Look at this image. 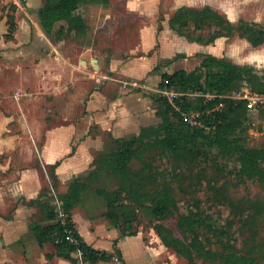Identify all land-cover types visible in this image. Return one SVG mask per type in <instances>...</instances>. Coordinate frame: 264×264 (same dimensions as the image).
Returning a JSON list of instances; mask_svg holds the SVG:
<instances>
[{
  "label": "rangeland",
  "instance_id": "rangeland-1",
  "mask_svg": "<svg viewBox=\"0 0 264 264\" xmlns=\"http://www.w3.org/2000/svg\"><path fill=\"white\" fill-rule=\"evenodd\" d=\"M43 2L44 0H36L35 3H31V7L41 6ZM90 5L95 8L99 6L107 7L104 8L105 10L92 11L89 9ZM182 7L198 11L209 8L227 20L233 30L227 24H223L221 26L223 30H218L217 27L211 25L198 32L194 30L191 23L192 25L190 24L182 34L178 35L171 30L170 33L173 35L174 41H191L190 39L197 34L206 40L208 37L214 36L216 29L219 31L218 33H222L221 30L223 34L224 32H231V35L225 36L224 34L223 37L219 38V53L237 65L251 67L254 73L259 76L264 75V43L254 47L249 41L242 38L244 28L252 26L253 23L258 26V29L264 30V0H110V2L109 0L104 2L94 0L91 3L82 5L79 10V14L86 23L84 33L77 35L65 33L62 36H54L50 40L48 39L49 49L52 50L51 47H53L64 62V69L59 68V74L53 69L54 67L49 68L50 71H54V76L59 78L61 76V80L49 77L42 86L46 90H40L39 85L36 83L38 81L30 78L27 81L28 86L24 87H26L25 90L34 92L35 95L15 97L16 101L22 102L21 106L25 111L30 110L26 106L33 107L35 109L34 114L40 116L42 119L39 118V120L45 122L44 125L46 124L47 129H50L60 124L66 126L82 115L81 109H78V111L60 110L58 102L62 98L53 96L50 93L61 87L60 93L62 91L63 93H67V91L72 93V85H75V87H79L80 99L85 98L86 93L90 90L85 77L92 73L96 78L101 77V70L96 67L97 62H95L99 57L109 58V60L112 58L114 61L113 67L105 65L102 69L103 72L110 70L116 72L117 63L120 60H137L139 63L136 66L138 71L146 75L143 74L135 82L148 84L151 88L160 80L159 76L164 72L171 73L178 69L195 70L202 59L201 57H185V60L182 55L173 57L170 55L173 60L180 58L184 60L179 64L166 67L173 64V60L159 56V52L156 51L157 45H155L157 42L155 43L151 37L152 32L150 30L156 29L158 25L162 27L160 29L170 30L169 20L173 17L175 11ZM15 12L17 14L21 13L18 10ZM33 18L35 19V17ZM193 20V23H196L197 17H194ZM140 29L145 31V35L139 39L137 32ZM43 39L45 40V38ZM88 46L93 49L92 55L94 56L82 54ZM154 52L159 57V60H156V62L158 61L157 64L153 62ZM151 66H153L151 71L146 73ZM73 74L79 80H73L72 83ZM156 75L158 76L155 77ZM151 79L153 82L150 83ZM126 86V89L128 87L132 88V90H128L130 91L128 93L135 92L139 98H146L147 101V105L145 104L141 109L142 113H146V120L138 125L141 127L139 129H142V125L145 126L144 128L154 127L156 125L155 108H157L154 99L166 98L159 91L153 92L141 89L135 84L126 83ZM40 91H47L46 96L40 97ZM190 94L184 95L188 101L193 102L195 105L202 104L206 106L213 99L210 94ZM234 97L243 98L246 101L254 99L255 101V104L248 108V122L245 124L244 134L237 135L238 142L247 148L264 147V95L253 94L251 89L244 84L241 90L235 93ZM217 108L218 106L214 107V109ZM147 118H150V120H147ZM139 131H135L134 134L137 135ZM134 134H128L125 138ZM102 138L103 144L99 153L107 152L111 146L105 134L102 135ZM36 145L38 147L39 144ZM198 156L199 158L195 161L190 160V162L180 165L160 151L153 150L142 161L133 160L131 169L138 175L137 177H143L139 174V170L144 167L147 176L144 190L169 189L177 201L180 211L197 214L203 218L209 217V224L216 230V234H212L205 226L193 232L179 227L176 213L163 221L156 222L145 216L132 203L127 202V204H131L133 211L130 221L131 231L135 230V234H140L149 248L162 246L161 251L157 254L155 264H187L185 258L162 245L155 230L156 225L167 228L174 239L190 246V248L193 238H197L200 242V248L190 252L195 264H225V257L231 252L254 257L255 260L249 264H264V211L252 230L256 232L255 239L252 242H247L249 232L245 230L240 231V235L237 234L240 225L233 216L235 209L233 210L232 205L227 202L228 199L250 198L258 199L264 203V189L257 181L242 179L239 176V162L235 156L221 155L212 147H206L205 151L198 154ZM146 164H149L150 167H146ZM116 190V183L110 176L102 174L92 183L88 192L90 194L94 193L98 197L97 200L102 201L105 205L104 195L106 193L114 194ZM116 198L126 201L123 195ZM103 203H101L102 211L105 210ZM229 221L236 222L233 228L228 227ZM252 247H255L256 250L254 255L250 253ZM130 262L134 263L133 257H130Z\"/></svg>",
  "mask_w": 264,
  "mask_h": 264
},
{
  "label": "crops",
  "instance_id": "crops-1",
  "mask_svg": "<svg viewBox=\"0 0 264 264\" xmlns=\"http://www.w3.org/2000/svg\"><path fill=\"white\" fill-rule=\"evenodd\" d=\"M32 2L36 0H0V263L74 264L53 256V243L37 244L30 230L31 225L47 226L53 222L42 218L39 208L32 201L42 194L41 201L47 200L55 208L57 196L67 193L69 183L75 178L86 176L93 169L94 159L102 154L99 151L103 134L110 141L111 138H125L139 131L141 127L138 125L146 120V113H142L141 109L147 105V101L146 98H139L135 92L128 93L132 88L126 89V83L155 92L160 90L157 88L160 80L152 88L148 84L135 82L144 74L138 71L137 60H120L116 72H103L104 66L113 67L114 61L112 58L99 57L95 62L101 70V77L96 78L94 73L85 77L90 86L85 98L80 99L79 87L75 85H72V93H60L62 87L50 93L62 98L57 101L60 110L81 109L80 118L66 126L60 124L47 129L45 122L39 120L41 117L34 114L33 107L26 106L30 110L25 111L22 102L15 99L23 95H35L25 90L28 79L34 78L38 81L39 89L46 90L42 87L45 80L49 77L62 78L54 76V71L49 68L54 67L58 74L59 68L64 69L62 58L53 47L49 49L50 39L39 24L37 11L42 5L31 7ZM12 3L15 5L12 6ZM106 7L95 8L90 5L89 9L101 11ZM16 10L21 13L17 14ZM160 28L158 25L150 32L154 42H157L156 51L162 58L168 59L175 55H182L184 59L191 56L202 58L205 55L226 58L219 53V38L210 44L192 40L174 41L171 29ZM144 35L142 29L137 32L139 39ZM82 54L92 55L93 49L88 46ZM153 54V62L157 64L159 57L155 52ZM184 59H175L173 64L164 65L171 67ZM73 80L79 78L73 74L72 83ZM149 82H153L152 79ZM39 93L40 97H44L47 91ZM234 95L229 97L237 100ZM155 121L154 126L160 124L156 115ZM36 144H39L38 147ZM97 199L94 193H84L81 202L71 210L70 219L75 232L86 245L112 255L111 261L98 264H155L162 246L149 248L138 233L122 236L120 228L105 217L104 203ZM99 201L103 203L104 211ZM114 250L120 253V258ZM73 257L76 255L73 254ZM130 257H133L134 263L130 262Z\"/></svg>",
  "mask_w": 264,
  "mask_h": 264
},
{
  "label": "trees",
  "instance_id": "trees-1",
  "mask_svg": "<svg viewBox=\"0 0 264 264\" xmlns=\"http://www.w3.org/2000/svg\"><path fill=\"white\" fill-rule=\"evenodd\" d=\"M92 1L94 0H44L37 11L43 32L49 39L65 33L73 35L84 33L86 25L77 11L81 5ZM194 17H197L196 23H193ZM190 24L198 32L211 25L217 27L218 30H223L221 27L223 24H227L233 30L227 20L209 8L198 11L182 7L177 9L169 20V28L178 35L182 34ZM257 27L254 23L252 26H246L242 35V38L254 47L264 43V30ZM217 29L214 36L206 40L199 34L190 40L210 44L215 39L223 37L224 34L226 36L231 33L224 32L223 34L222 30L220 31L222 33H218ZM244 84L251 89L253 94L264 95V75H257L251 67L237 65L226 58L211 55L203 56L199 66L193 71L178 70L171 74L162 73L157 88L182 94L174 100V104L179 106L182 112L192 111L191 113L199 114L198 119L201 126L190 127L183 123L180 114L172 109L166 99H154V103L157 104L155 115L160 119V124L142 128L137 135L111 138L110 149L94 159L93 169L86 176L73 179L68 185L67 193L57 196L58 201L62 203V209L69 216L67 227L73 232L78 244L73 245L68 241L64 228L57 220L54 207L47 200L41 201L42 194L32 203L39 208L41 217L52 221L53 224L31 225L30 230L37 244L42 246L46 243H53L55 246L53 256L74 264H81V262L98 264L112 260L111 254L96 251L86 245L75 232L70 221L71 210L81 202L83 194L91 189L92 183L102 174L110 176L116 183V193L104 195L105 217L115 227L120 228L122 236L135 234V230L131 231L130 227L133 211L131 204L127 202L132 203L145 216L156 222L163 221L176 213L179 227L193 232L205 226L212 234H216V230L209 224V217L203 218L197 214L180 211L169 189L144 190L143 187L147 180L145 168L139 170V174L143 177H137L138 175L131 169V162L133 160L142 161L149 152L155 150L160 151L173 162L184 165L190 160L195 161L199 158L198 154H202L206 147H212L221 155L235 156L239 162V176L242 179L257 181L264 189V147L247 148L238 142L237 137L245 132V124L248 122V102L229 97L231 94L238 93ZM190 93L210 94L213 99L206 106L195 105L184 95ZM217 106L218 108L214 109ZM146 167L150 165L146 164ZM50 172L54 178L53 170L51 169ZM122 195L126 201L116 198ZM227 202L232 205L233 210L235 209L233 216L240 225L237 234L240 235V231H248L247 242H252L256 237V232L252 230L264 211V203L250 198L228 199ZM236 222L229 221L228 227L233 228ZM155 230L164 247L185 258L187 264H195L190 252L200 248L197 238H193L190 248L174 239L164 226L156 225ZM78 250L81 251L82 261L77 255L73 257ZM114 252L120 258V253L116 250ZM255 252V247H252L250 253L254 255ZM254 260V257L231 252L226 255L225 264H249Z\"/></svg>",
  "mask_w": 264,
  "mask_h": 264
},
{
  "label": "built area",
  "instance_id": "built-area-1",
  "mask_svg": "<svg viewBox=\"0 0 264 264\" xmlns=\"http://www.w3.org/2000/svg\"><path fill=\"white\" fill-rule=\"evenodd\" d=\"M13 5H15L14 3H12ZM159 92L166 98V100L168 101V103L172 106V109L176 112H178L180 114L181 120L183 123L189 125L190 127H200L201 126V122L198 119L199 114H191V113H187V112H182L179 108V106H177L176 104H174V100L181 96L182 94L176 93L174 91L171 90H167V89H163V90H159ZM237 100H246L243 98H238ZM247 108L252 107V104H255L254 99L252 101H247ZM55 212L57 214V220L59 221L60 225L64 228V232L66 233L67 239L68 241L73 244V245H77L78 241L76 239V237L73 235V232L71 231V229L68 226V219L69 216L68 214L62 209V203L60 201H58V199L55 201ZM75 255H77L80 260L82 261L81 258V251H77L75 253ZM81 264H87L84 262H81Z\"/></svg>",
  "mask_w": 264,
  "mask_h": 264
}]
</instances>
